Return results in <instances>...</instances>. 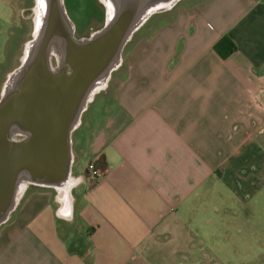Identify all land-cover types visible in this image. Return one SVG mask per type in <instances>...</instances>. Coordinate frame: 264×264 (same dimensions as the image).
<instances>
[{"label":"crops","instance_id":"crops-1","mask_svg":"<svg viewBox=\"0 0 264 264\" xmlns=\"http://www.w3.org/2000/svg\"><path fill=\"white\" fill-rule=\"evenodd\" d=\"M34 4L0 0V91ZM153 15L72 134L79 182L70 208L54 190L30 186L0 226V264H231L205 261L218 229L228 239L222 252L249 236V264H258L264 0H192ZM14 29L22 34L13 48ZM222 36L235 45L223 56L214 49ZM89 162L104 174L97 182Z\"/></svg>","mask_w":264,"mask_h":264},{"label":"water","instance_id":"water-1","mask_svg":"<svg viewBox=\"0 0 264 264\" xmlns=\"http://www.w3.org/2000/svg\"><path fill=\"white\" fill-rule=\"evenodd\" d=\"M181 0H102L103 24L76 36L64 0H35L33 28L0 91V226L30 186L71 206L72 133L122 64L133 34Z\"/></svg>","mask_w":264,"mask_h":264},{"label":"rangeland","instance_id":"rangeland-1","mask_svg":"<svg viewBox=\"0 0 264 264\" xmlns=\"http://www.w3.org/2000/svg\"><path fill=\"white\" fill-rule=\"evenodd\" d=\"M189 1L192 0H181L180 2H178V5H182L184 3H188ZM65 6H66V10L68 12V14L70 15V17L72 18V20L75 23H78V29H77V35L81 36V35H87L89 33V31L91 29L94 28H98L103 24L104 21V9L102 4H100L97 0H65ZM21 16V15H20ZM157 15H153L149 20H153L156 19ZM28 24V23H27ZM31 30L30 28H27L25 30H23L25 32V34H27V37H30L31 34ZM3 33V43L5 44V41L7 40V38H9L8 36V29H4L1 30ZM13 31V36H12V40L11 43L13 44V48H14V44L16 42V40H20L21 39V30L20 29H14V30H10ZM6 38V39H5ZM3 44V45H4ZM4 47V46H2ZM3 50V49H2ZM21 51V50H20ZM4 68H6V66H4ZM102 92V91H101ZM101 92H99L96 96H98ZM96 100L98 97H95ZM99 100V99H98ZM73 134V133H72ZM77 168V165L74 166V169ZM261 205V204H260ZM261 207V206H260ZM242 223L244 224L243 227V233H246L247 228L245 227V225H247V227H249L250 224V219L249 216L247 218H244V221H242ZM253 225L257 226V230H258V236L256 237V240L259 242V245L255 248L252 249V254L254 257H256V260H258V264H264V246H262V242H264V214H260L258 217V220H253ZM223 229H218V230H214V232L212 233V242L211 243V251L209 250L207 254H204L207 256V260L205 261H210V262H231V264H240L241 261L242 262H246V264H249L250 260H251V253H249L250 251V237L247 235H243L242 237V242H243V247L236 250V247L234 245V242H229L227 245H225L224 247L226 248L225 252H222L221 250L223 248H220L222 246H220V243H226L227 240H225L222 237V234L224 231H222ZM212 231V229H211ZM232 238H229V240ZM209 244V242H208ZM220 247H219V246ZM221 249V250H220ZM255 259V258H254ZM197 264V262H196ZM208 264V263H206Z\"/></svg>","mask_w":264,"mask_h":264},{"label":"trees","instance_id":"trees-1","mask_svg":"<svg viewBox=\"0 0 264 264\" xmlns=\"http://www.w3.org/2000/svg\"><path fill=\"white\" fill-rule=\"evenodd\" d=\"M214 49L223 56L231 53L235 49V45L227 36H222L214 45Z\"/></svg>","mask_w":264,"mask_h":264},{"label":"built area","instance_id":"built-area-1","mask_svg":"<svg viewBox=\"0 0 264 264\" xmlns=\"http://www.w3.org/2000/svg\"><path fill=\"white\" fill-rule=\"evenodd\" d=\"M86 173L91 176L94 182H97L104 176V174L96 167L93 162H89L87 164Z\"/></svg>","mask_w":264,"mask_h":264},{"label":"flooded vegetation","instance_id":"flooded-vegetation-1","mask_svg":"<svg viewBox=\"0 0 264 264\" xmlns=\"http://www.w3.org/2000/svg\"><path fill=\"white\" fill-rule=\"evenodd\" d=\"M64 1H65V0H64ZM97 1H98L100 4H102L103 9H104V12H105L104 3H102V0H97ZM74 23H75V22H74ZM77 24H78V23H75V28L77 27ZM98 28H99V27H98ZM95 29H97V28L91 29V30L89 31V33H90L91 31L95 30ZM89 33H88V34H89ZM75 34H76V36H78V35H77V28L75 29ZM88 34H87V35H88ZM81 36H86V35H81Z\"/></svg>","mask_w":264,"mask_h":264},{"label":"clouds","instance_id":"clouds-1","mask_svg":"<svg viewBox=\"0 0 264 264\" xmlns=\"http://www.w3.org/2000/svg\"><path fill=\"white\" fill-rule=\"evenodd\" d=\"M70 222V221H69Z\"/></svg>","mask_w":264,"mask_h":264}]
</instances>
